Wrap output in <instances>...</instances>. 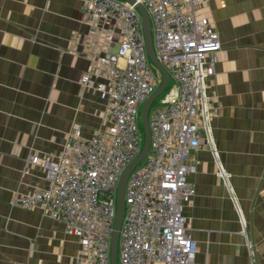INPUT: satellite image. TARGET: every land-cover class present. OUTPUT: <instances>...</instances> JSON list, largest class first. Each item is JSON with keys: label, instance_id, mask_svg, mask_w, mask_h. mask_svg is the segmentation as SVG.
<instances>
[{"label": "crops", "instance_id": "crops-1", "mask_svg": "<svg viewBox=\"0 0 264 264\" xmlns=\"http://www.w3.org/2000/svg\"><path fill=\"white\" fill-rule=\"evenodd\" d=\"M82 3L0 0V264H77L79 241L62 222L12 202L45 187L32 155L101 125L105 103L80 83L94 47ZM199 14L222 50L207 80L212 143L191 156L196 195L185 216L196 260L264 263V0H206Z\"/></svg>", "mask_w": 264, "mask_h": 264}, {"label": "built area", "instance_id": "built-area-1", "mask_svg": "<svg viewBox=\"0 0 264 264\" xmlns=\"http://www.w3.org/2000/svg\"><path fill=\"white\" fill-rule=\"evenodd\" d=\"M135 1L150 15L155 52L170 82L149 112V152L126 185L118 264H210L196 260L185 208L196 195L191 156L204 141L212 143L207 80L216 73L220 34L199 14L206 0ZM82 11L94 47L80 83L104 101L101 125L90 138L77 127L57 153L32 155L28 164L43 171L45 187L12 205L41 208L62 222L79 241L77 264H111L118 184L141 153L142 106L162 79L149 60L134 5L83 0Z\"/></svg>", "mask_w": 264, "mask_h": 264}, {"label": "water", "instance_id": "water-1", "mask_svg": "<svg viewBox=\"0 0 264 264\" xmlns=\"http://www.w3.org/2000/svg\"><path fill=\"white\" fill-rule=\"evenodd\" d=\"M134 5L141 14L143 20V33L146 42V49L149 60L161 75V83L156 92L143 104L141 110V121L143 131V147L141 153L134 159L124 171L117 188L116 194V218L111 237V264H118V248L120 229L125 214V190L131 173L147 156L151 144V132L149 126V112L153 103L165 92L170 82V74L164 69L155 52L151 18L144 6L135 0H123Z\"/></svg>", "mask_w": 264, "mask_h": 264}, {"label": "rangeland", "instance_id": "rangeland-1", "mask_svg": "<svg viewBox=\"0 0 264 264\" xmlns=\"http://www.w3.org/2000/svg\"><path fill=\"white\" fill-rule=\"evenodd\" d=\"M162 96H163V95H161V96L157 99V101L154 102V104H153V106H152V108H151L150 113L153 111V109H155V107L159 106V100H160V98H161ZM140 124H141V126H142V121H141V119H140Z\"/></svg>", "mask_w": 264, "mask_h": 264}]
</instances>
